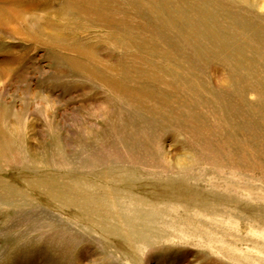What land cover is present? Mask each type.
I'll use <instances>...</instances> for the list:
<instances>
[{"label": "rangeland", "instance_id": "374dc122", "mask_svg": "<svg viewBox=\"0 0 264 264\" xmlns=\"http://www.w3.org/2000/svg\"><path fill=\"white\" fill-rule=\"evenodd\" d=\"M0 264H264V0H0Z\"/></svg>", "mask_w": 264, "mask_h": 264}]
</instances>
